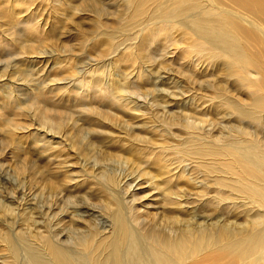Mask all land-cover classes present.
I'll return each instance as SVG.
<instances>
[{
    "label": "rangeland",
    "instance_id": "1",
    "mask_svg": "<svg viewBox=\"0 0 264 264\" xmlns=\"http://www.w3.org/2000/svg\"><path fill=\"white\" fill-rule=\"evenodd\" d=\"M130 2L0 0V264H30L24 242L43 235L92 264L78 242L104 245L115 211L148 259L145 233L237 228L264 207L236 188L264 185L238 159H264V90L222 48L168 29L163 5Z\"/></svg>",
    "mask_w": 264,
    "mask_h": 264
},
{
    "label": "bare ground",
    "instance_id": "2",
    "mask_svg": "<svg viewBox=\"0 0 264 264\" xmlns=\"http://www.w3.org/2000/svg\"><path fill=\"white\" fill-rule=\"evenodd\" d=\"M128 1H131L130 3L135 7L145 3L163 5L159 6L161 13L178 19L176 22L178 25L167 24L168 29L172 27L179 30L182 27L184 34L193 36L199 46L198 41L204 39L205 43L212 48L214 46L222 48V52L226 53L228 62L238 65L244 71L245 76L237 74L239 80H246L244 85L250 86L254 91L260 90L262 92L264 90L262 77L255 71L244 70L248 66H253L257 68V71L260 70L264 76V0ZM160 27L163 25L160 24ZM201 45L205 47L203 42ZM251 74L254 75V78L250 76ZM249 95L256 96L254 92H250ZM253 100L255 107L261 111L264 107V95L257 96ZM242 154L240 153L241 156H238V159L254 161L253 163L258 167L254 169V172L257 173L258 171L264 177V159L256 158L257 154L250 156H242ZM262 182H264V178H262ZM236 188L239 194L252 199L253 203L257 202L264 206V185H260L258 181L251 180L250 184L247 183L246 185L238 181ZM250 209L252 210L249 208L242 225L237 228L223 226L214 230L202 229L173 238L155 233H145L143 236L149 246V249L146 248L148 249V259L143 258L138 247L140 242L137 244L136 240L138 239L124 216L118 211L114 213L113 234L104 245L89 246V239L84 237L80 238L78 244L86 252L87 250L91 252L92 264H175L174 262L178 258L186 260L187 264H201L212 256H215L213 258L215 260H222L223 264H264V211H260L264 210V207L249 215ZM4 235L7 236L8 234ZM12 239L7 236L4 241L8 244L7 247L13 259L16 260L19 248L15 239ZM55 242L45 235L39 239V243L24 242L27 253V256H24L27 257L30 264H88L87 260L82 259L84 262L80 261L78 257L72 255L73 252L71 254V251H67L68 249L66 250L65 247L60 246L61 244L58 245ZM123 243L129 246L127 258H125V254V256L123 255V252L126 251L125 249L123 251ZM105 249L103 256L100 257L99 254Z\"/></svg>",
    "mask_w": 264,
    "mask_h": 264
}]
</instances>
